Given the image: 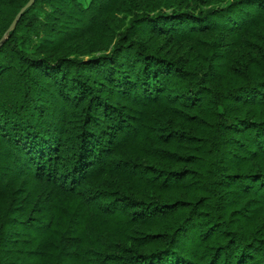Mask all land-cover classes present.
I'll return each mask as SVG.
<instances>
[{
    "label": "trees",
    "instance_id": "16d2710c",
    "mask_svg": "<svg viewBox=\"0 0 264 264\" xmlns=\"http://www.w3.org/2000/svg\"><path fill=\"white\" fill-rule=\"evenodd\" d=\"M28 0H0V38ZM0 264H264V0H35L0 46Z\"/></svg>",
    "mask_w": 264,
    "mask_h": 264
},
{
    "label": "water",
    "instance_id": "95a60500",
    "mask_svg": "<svg viewBox=\"0 0 264 264\" xmlns=\"http://www.w3.org/2000/svg\"><path fill=\"white\" fill-rule=\"evenodd\" d=\"M35 0H28L27 3L16 13V15L14 16L13 20L11 21L10 25L8 26V28L6 29L5 33L3 34V36L0 38V46L2 45L3 41L7 38V34L8 32H10L15 25L17 24V22L19 21L21 15L23 14V12L25 11L26 8H28L29 6H31L33 4Z\"/></svg>",
    "mask_w": 264,
    "mask_h": 264
}]
</instances>
